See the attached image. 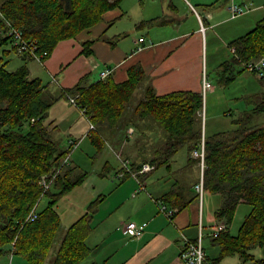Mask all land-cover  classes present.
I'll use <instances>...</instances> for the list:
<instances>
[{
  "label": "trees",
  "instance_id": "1",
  "mask_svg": "<svg viewBox=\"0 0 264 264\" xmlns=\"http://www.w3.org/2000/svg\"><path fill=\"white\" fill-rule=\"evenodd\" d=\"M121 1L0 0V9L26 38L36 39L37 51L46 52L44 60L60 40L75 37L98 23L106 11L119 6ZM152 21L142 20L137 26L150 25ZM7 30L0 16L2 43L11 41ZM84 45V52L89 53V40ZM230 46L234 50L232 57L220 65L219 79L225 84L236 77L233 69L237 64L264 56V17L233 39ZM13 49L17 51L14 46ZM6 64L7 61L0 65V254L9 247L14 255L25 259V264H79L91 252L86 238L93 228L91 211L95 201L90 203V211L67 227L58 246H54L61 227L56 203L81 183L88 171L74 173L75 167L70 164L43 193L42 176L56 170L70 150L61 148L53 137L56 125L47 121L48 110L60 98L73 97L76 106L95 123L96 130L90 136L101 149L104 143L100 131L120 124L126 103L143 81L144 69L140 64L131 66L128 77L122 81H115L110 75L87 83L84 76L73 86L62 87L58 94L47 95L48 84L39 77L31 78L26 63L15 70L8 69ZM244 70L247 69L242 66L238 71ZM260 78L264 85V76ZM203 107L201 91L177 90L162 95L147 86L129 124L152 117L167 132V139L150 159L152 164L168 163L183 146L190 155L201 147ZM262 113L264 90L251 111L233 120L234 128L206 134L204 138L205 188L223 197L218 217L229 223L240 203L252 206L237 234L226 228L213 238L221 246V256H208L217 262L225 255L237 253L243 264H264V254L256 258L253 253L258 247L264 249V124H255ZM140 163L134 162L132 166L138 170L144 162ZM44 195L50 197L47 205L37 210L35 219L26 220ZM52 247L55 250L50 257Z\"/></svg>",
  "mask_w": 264,
  "mask_h": 264
},
{
  "label": "crops",
  "instance_id": "2",
  "mask_svg": "<svg viewBox=\"0 0 264 264\" xmlns=\"http://www.w3.org/2000/svg\"><path fill=\"white\" fill-rule=\"evenodd\" d=\"M233 1L247 4L249 9L231 17L229 5ZM263 12L264 0H136V3L122 0L119 6L106 11L98 23L75 37L60 40L49 57L42 61L26 53L15 52L23 64L28 65L31 78H41L49 89L55 91L73 86L84 76L87 83L93 82L101 78V71L107 67L113 69L110 75L115 81H122L128 77L129 68L136 64L144 69L142 82L146 79L145 85L152 86L157 94L177 90L202 91L203 71L208 73L209 46L212 56L219 48L216 40L227 45L231 52L227 59L218 63L220 78V65L230 59L234 52L230 42L252 29L258 17L264 16ZM148 19H153L150 25L137 26L140 21ZM202 22L206 26L205 32L201 30ZM87 40L91 49L89 53L84 52V42ZM139 45L142 48H138ZM32 62L38 65L34 67ZM238 65L233 69L236 75L244 66ZM210 91H215L214 85ZM57 104L76 107L67 99L60 98L49 108L47 121L56 125L52 130L55 139L54 131L58 124L55 118L50 117V110ZM140 120L138 124L146 123L139 131V138L130 142L131 136L127 135L124 136L125 141L115 133L113 140L119 145L117 153L127 159L130 157L132 163H149L151 169L138 172L139 169H134L129 162L130 169L124 170L121 164L117 171L106 160L102 172L99 169L92 174L88 172L85 179L65 195H77L73 206L77 211H82L73 222L90 211L89 205L95 201L91 211L93 228L86 238L91 252L81 260V264H184L180 257L183 235L196 238L199 231L203 233L207 254L213 258L220 257L221 246L211 237V232L216 223L222 220L217 214L223 202L222 195L218 193L219 206L205 213V191L200 199L195 189L200 176L199 158L193 155V151L191 155L188 152L187 160L176 164V152L168 163L152 164L150 159L162 144L159 145L151 136L153 118ZM131 125H128V129ZM114 130L109 128L106 131L110 133ZM206 134L210 135L204 132V138ZM78 148L79 144L76 150ZM71 166L75 167L74 173L82 170L73 159ZM113 170H116L115 179L120 181L108 180L107 173ZM122 170L123 176H120ZM140 181L143 189L134 193ZM161 202L176 208L173 219L159 210ZM181 204L182 208L179 207ZM127 221L144 224L143 233L139 236L129 235L123 229V223ZM231 225L232 221L226 227L230 232ZM226 256L221 258L220 264Z\"/></svg>",
  "mask_w": 264,
  "mask_h": 264
},
{
  "label": "rangeland",
  "instance_id": "3",
  "mask_svg": "<svg viewBox=\"0 0 264 264\" xmlns=\"http://www.w3.org/2000/svg\"><path fill=\"white\" fill-rule=\"evenodd\" d=\"M126 3H136V0H126ZM263 17H264L263 15L258 17L257 22ZM2 35L4 34L0 33V65L5 61H7L6 67L10 70H15L23 64V61L16 54L11 42H7L6 44L2 43V39H1ZM216 45H218L219 48L214 51L215 56L211 55L210 50L212 49H211V45L209 46V50H208L209 55L207 59L208 75L212 81V84L215 87V91L208 90L207 93L205 94L204 107H203L204 112L201 116V127L203 129L202 133L207 132L208 134H213L221 130H229L234 128L235 124L233 120L235 118H238L240 115H242L243 112L251 111L255 103L259 101L261 92L264 90V85L262 84L261 78L258 75L253 74V72L249 70H244L242 72L237 73L236 77L227 84L221 82L217 72L219 70L218 63L222 60L227 59L231 55V52L229 51V47L227 45L221 44V42H219L218 40H216ZM31 65L35 67L38 65V63L32 62ZM240 66L241 65H238V67ZM145 83H146V79L144 80V83L142 81L140 82V85L138 89H136L133 98L128 103H126L120 124L112 128L115 130L110 133L106 131L107 129H103L100 131L99 134L102 137L104 143L101 149H98L96 145H94L91 141L90 132L92 133L94 130H96L95 123L90 120L94 124V127L90 128L91 123L82 113V111H80L81 109L79 110L76 108L77 106L75 100L72 101L73 97H71L70 100L68 101L73 105H75L76 107H73L69 104H65L68 107H66L65 105L60 106V104L53 106V108L50 110V117L55 118V121L58 124L56 131H54V136L56 137V140L59 143L60 147L63 149L68 147L70 149V140L78 141L77 143L79 144V148L77 150L76 148L72 150L70 163L68 165L71 164V161L73 159L75 162H77V164H79L82 167L81 168L82 170H86L91 174L94 173V171H98V169L99 172H102V165L104 163H107L106 160H108V162L116 170L121 166L122 160L120 159V157H123V154L121 155L117 153L119 151V145H117L114 142L113 138L116 133L122 138V140L127 141V139L124 136L130 135L131 138L129 139V141L133 142L136 138H139L141 136L139 131L144 127V123L146 122L142 124H138L139 122H141V120L138 119L137 122L131 123L133 126L131 125L132 127H130L129 129H128V125H129V117L133 114L134 109L137 103L139 102V100L144 96L145 90L147 88ZM59 90L60 88L56 91L53 90L52 88L51 89L48 88L45 90V94L47 95L51 93L58 94ZM148 118L151 119V117ZM151 124H152L151 129H153L151 136H153L154 140L157 141L159 145L163 144L167 139V132L154 119L152 120ZM255 124H260V125L264 124V113H262L260 116L256 118ZM126 129H128L127 132ZM98 140H99L98 142L102 143L100 139ZM187 155H188L187 148L186 146H183L181 149L178 150L176 164H179L187 160ZM124 158L125 157H123V159ZM128 158L130 159V157ZM66 167H64L62 171H64ZM82 170H79L78 173H81ZM116 170H113L111 172L109 171L107 173V175H109L107 177L108 180H112V179L114 180L116 178V172H115ZM96 175H98V173H96ZM117 180L120 181L118 178ZM117 180L115 179V181ZM65 195L62 196L56 207L58 212L60 213L61 221H62L60 230L57 232V235L59 234L58 239L54 244V246L56 247L58 246V242L62 238L63 233L66 230V227L72 224V222L75 220L74 218H77L76 216L80 215V212L82 213V211L80 210L77 211L75 209L76 206H73V204H75L74 200L76 199L77 195L72 196L71 194L70 197ZM219 197L220 196L218 193H213L207 189L205 190V200H206L205 213H208L217 206H219L220 204ZM49 198L50 197L47 195H44L42 197L41 201L39 202L38 210L44 208L47 205ZM251 210H252V206L249 203H245V202L241 203L237 207L231 225L232 234L238 233L239 228L245 216L249 212H251ZM207 248L209 252L212 253V250L208 247V245ZM54 250L55 247H52V249L50 250V257L53 256ZM253 253L256 258H260L264 254V249L258 247L253 250ZM81 262L79 264H81ZM25 263H26L25 259L20 255L17 254L14 255L9 250V247L6 249L5 252L0 254V264H25ZM222 264H243V263L240 256L238 254H234V255H227L226 257H224V259H222Z\"/></svg>",
  "mask_w": 264,
  "mask_h": 264
},
{
  "label": "built area",
  "instance_id": "4",
  "mask_svg": "<svg viewBox=\"0 0 264 264\" xmlns=\"http://www.w3.org/2000/svg\"><path fill=\"white\" fill-rule=\"evenodd\" d=\"M229 9L231 12V17H236L244 12H246L249 9V6L247 4L241 5L236 2H232L229 5ZM0 16H2L8 26L7 33L11 35V44L12 46L16 47L18 52L21 53H28L32 54L33 57L37 58L38 60L42 61L44 55H46V52H38L37 48V41L36 39H30L26 38L22 31L13 25V23L4 16L3 12L0 9ZM206 26L201 24V30L202 32H205ZM142 40V39H141ZM138 48H142V45H139ZM244 66L246 67L247 70L255 73L259 77L264 76V56L254 59V60H249L245 62ZM112 73V68L107 67L104 70L101 71L100 76L101 78H105L109 76ZM213 87L212 81L209 78L208 73L204 70L202 74V93L205 97V94L207 93L208 90H210ZM74 101V98L73 100ZM204 109V108H203ZM203 109L201 111V115L203 114ZM82 113L85 115V117L88 119V121L91 123L90 128L94 127V124L91 122L92 120L85 114V111L82 110ZM91 120V121H90ZM132 132V131H131ZM78 141L75 140H70V150L67 154H65L59 165L56 167V170L52 171L51 173H45L42 176L41 179V184L43 185V193H45L47 190H49L53 183L55 182L56 178L58 175L62 172L63 168L66 167L70 163V157H71V152L74 148L78 146ZM193 155L197 158H199V163H200V176L198 178V181L195 183V189L198 192V195L200 199L203 197V193L205 191V149H204V135L202 137V142H201V147L196 148L193 150ZM130 161L127 159H122V164L125 169H130L129 168V163ZM151 169V165L149 163H144L142 164V167L139 169L138 172H148ZM120 171L119 175L123 176V171ZM142 182L140 181V186L135 190L134 193H137L138 191L142 190ZM39 202L34 205V207L31 209L29 215L27 216L26 220L29 219H35L37 217V210H38ZM159 210L167 216L169 219H173L175 213H176V208L174 207H168L165 203L161 202L159 204ZM227 223L224 220H220L219 222L216 223L214 226L213 231L211 232V237L215 238L217 237L221 231L226 229ZM144 224H139L135 221H127L123 223V229L125 232L130 234L131 236H139L143 233L144 231ZM183 246L180 252V257L183 261L184 264H220L219 262L215 261L214 259L210 258L206 252L205 245L203 242V233L202 231H199L198 236L196 238H191L187 235H183ZM250 264H253L252 262Z\"/></svg>",
  "mask_w": 264,
  "mask_h": 264
}]
</instances>
